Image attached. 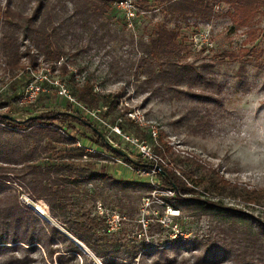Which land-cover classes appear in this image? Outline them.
I'll return each instance as SVG.
<instances>
[{"label": "rangeland", "instance_id": "374dc122", "mask_svg": "<svg viewBox=\"0 0 264 264\" xmlns=\"http://www.w3.org/2000/svg\"><path fill=\"white\" fill-rule=\"evenodd\" d=\"M6 1L0 0V5L5 6ZM48 1L54 4L61 0ZM62 1L66 7L54 8L58 13L50 17L51 25L56 26L53 42L64 52L60 62L66 63L79 83L89 79L94 83L95 91L111 94V99L117 96L118 105L107 114L88 112L71 95L68 75L59 69L60 62L52 67L32 48L30 38L23 37L14 22L0 20V37L6 33L17 36L20 60L25 66V70L12 76L0 46V113H11L17 120H24L29 113H40L70 100L72 109L82 112L87 121L96 124L106 135L107 142L121 149L131 161L152 164L139 155L137 148L131 150L124 139L127 135L147 144L154 154V147L165 143L172 154L166 158L158 156L162 160H158L159 164L168 169L182 168L190 171L193 178L202 180L196 186L186 181L193 191L173 206L167 199L176 195L163 185L157 173L154 175L159 184H152L149 176L138 174L137 170L145 172L150 166L126 162L89 139L78 144L94 155L83 156L81 161L95 162L98 172L106 171L119 179L148 184L146 188L118 190L103 186L102 180L96 178L80 184L69 194L72 203L68 208L72 213L82 209L88 217L97 218L103 227L98 234L106 238V243H116L120 257L130 259L129 264H141L142 257L147 264H246L251 255L242 250L245 243L254 241L258 245L264 241V206L242 199L246 191L264 188V4L259 6V13L251 25L237 26L228 13L229 7L224 4L214 6L216 15L212 18L191 16L183 20L177 13L169 12L163 0H116L117 13L109 7L97 19L91 17L86 27H80L71 22L78 18V11H83V6L70 0ZM37 4L38 0H11L10 5L22 15L31 16ZM45 17L43 7L36 23H41ZM176 23L179 39L190 49L187 61L205 65L203 71L214 79L210 85L194 86L191 91L194 94L154 91L146 84L148 64L137 68L142 47L153 37L156 27L166 24L171 28ZM250 30L254 31L252 36L248 33ZM28 47L36 55L35 67L26 54ZM223 52L237 56L224 57ZM30 84L40 87L38 96L45 99L41 109L20 102ZM125 108L128 109L126 113ZM121 113L124 115L120 116ZM115 118L122 128L119 124H110ZM127 118L137 123L140 130L130 126ZM117 125L121 133H117ZM77 127L91 136L90 130ZM151 128L157 132L155 139L149 135ZM214 171L227 181L221 193L206 189ZM20 185L14 176L5 181L4 191L0 193V204L4 209L0 219H7L8 224L15 222L14 204L18 202L36 214L41 223L39 226L44 220L57 227L88 258L85 260L75 253L68 264L119 263L123 260L111 256L96 257L66 227L48 215V205L43 199L33 201ZM195 198L219 207L215 211L200 207L198 201L193 200ZM160 199L179 211V216L173 218L178 233L159 222L166 216L167 207ZM127 207L134 208L132 216ZM224 208L229 210L218 212ZM217 229H225L228 233L225 244L218 243L223 256L215 262L203 260L205 248L212 240H217ZM92 241L96 242V238ZM51 242L52 248L59 250L52 257L43 244H0L13 246L0 250V260L14 255L26 257L25 264H58V254H71L63 250V241L56 235ZM133 245L136 256L129 258L125 251L134 250Z\"/></svg>", "mask_w": 264, "mask_h": 264}, {"label": "trees", "instance_id": "16d2710c", "mask_svg": "<svg viewBox=\"0 0 264 264\" xmlns=\"http://www.w3.org/2000/svg\"><path fill=\"white\" fill-rule=\"evenodd\" d=\"M70 1L74 2L75 5L80 4L83 6L84 10L78 11V18L71 22L72 25L80 27H86L91 22V17L97 19L109 7L116 13L118 11L114 6L116 0ZM163 1L167 3L166 9L169 12L177 13L183 20H187L191 16L212 18L216 15L213 11L216 4L227 5L229 7L228 13L237 26L251 25L259 13V6L264 4V0ZM10 4L11 0H7L5 6L0 5V20L7 23L14 22V26L23 32V37L30 38L33 43L32 48L37 50L44 61L51 63L52 67L55 68L56 63L62 60L64 52L60 47L55 46L53 42L55 35L53 31L56 30V26L51 25L50 17L58 13L54 8H65V3L62 0L56 1L54 4L49 3L48 0H38L31 16L22 15ZM43 7L46 17L41 23H36V18ZM49 26H51V31H48ZM248 33L252 36L254 31L250 30ZM153 34L148 43L142 47L143 53L139 58L137 68L139 70L143 64H148L146 84L152 86L154 91L168 90L169 92L180 91L194 94L191 92L194 86L212 84L211 80L214 79L203 71L205 65L198 66L194 61H187L190 49L185 41L179 39L180 33L177 23L171 28L166 24H159ZM0 46L1 53L6 60L7 70L12 76L17 75L21 70H25V66L20 60V44L16 35L3 34L0 37ZM26 54L30 58L29 62L32 67H35L36 55L32 53L31 47L27 48ZM221 55L230 58L237 56L236 53L228 52H223ZM59 65L62 73L68 75L67 83L71 95L84 108L89 111L107 114L112 107L118 105L117 96L111 99V94L104 95L95 91L94 83L90 82L89 79H84L82 83H79L75 79V74L67 69L65 62H60ZM44 102V98L37 96L35 101L30 103V106L36 110L41 109L45 106ZM101 108H105L107 111H101ZM124 110L125 113L128 111L127 108ZM119 115L123 116L124 113ZM11 116V113H0V193L4 191L3 187L9 176H14L33 201L43 199L48 205V215L60 225L66 227L96 257L111 256L112 258L123 259L119 263L105 261V264H129L130 259L120 257L121 251H119V246L116 243H106V238H102V235L98 234L103 227L97 218L88 217L82 209L72 213L68 208L72 203L69 194L74 192V188L80 186V184H86L96 178L102 180L103 186L118 190H125L130 187L146 188L148 184L137 180L119 179L107 174L106 171L98 172L95 168V162L81 161L83 156L91 157L94 155L86 152L84 147H79L78 144L89 139L97 147L117 158L124 159L126 162L138 166L150 165L131 161L126 153L119 154L114 150L111 144L107 142L106 135L97 128L96 124L87 121L82 112L72 109L70 100H66L63 104L48 107L40 113H29L24 120H17L15 117V119H11ZM116 118L110 124H119L122 128L120 123H116ZM127 120L130 126L140 130L137 123L129 118ZM77 126L90 130L92 132L91 136H87ZM154 150L156 155L162 158L170 157L172 154L165 143L154 147ZM173 161L174 159H171V162ZM158 166L160 168L158 176L163 185L170 188L176 195V197L167 199L173 206H177L179 201L188 198L184 195L193 191L192 187L186 185V181L191 182L194 186L202 182V180L193 178L190 171L182 168L168 169L162 164ZM226 184L227 181L219 177L218 173L214 171L213 175L209 177L206 189L221 193ZM242 199L249 203L264 206V188L248 190ZM193 200L198 201V206L206 207L211 211H215L219 207L217 204L199 198ZM121 206L124 207V204H121ZM14 207H16V212L12 211L14 212L15 222L8 224L7 219H0V244L21 242L30 245L39 243L44 245L49 257H52L55 252H59V250L52 248L51 238L56 235L63 241V250L71 252L68 255L58 254V264H68L67 261L75 253L88 260L57 227L44 220H41L44 225L39 226L41 223H38L40 221L31 209L18 202L14 204ZM127 208L129 215L132 216L134 208ZM2 210L4 209L1 208L0 204V213ZM228 210L224 208L218 212H227ZM42 227H45V229ZM217 230V240H212L211 245L205 248L202 255L203 260L215 262L223 256L222 251L219 250L221 245H218V243L225 244L228 233L225 229ZM218 237H221V239ZM44 238H47V241L44 242ZM94 238H96V242L92 241ZM100 242L104 245H99ZM9 247L1 245L0 250L11 249ZM133 248L132 251H125L129 258H135L136 256L135 245H133ZM242 250L251 255V259L247 260L246 264H264V241H261L258 245L254 241H248L242 247ZM252 256H255V258ZM111 257L110 260H114ZM26 262V257L14 255L3 257L0 260V264H25ZM141 264H147L144 257H142Z\"/></svg>", "mask_w": 264, "mask_h": 264}, {"label": "built area", "instance_id": "2783aa9c", "mask_svg": "<svg viewBox=\"0 0 264 264\" xmlns=\"http://www.w3.org/2000/svg\"><path fill=\"white\" fill-rule=\"evenodd\" d=\"M131 16H133V13H130ZM40 91V87L35 84H30V86L26 89L25 93L22 95L20 102L22 103H31L33 102L36 97L38 96ZM90 112L89 110H87ZM115 129L118 131L117 133H121L118 129V125L115 127ZM149 135L152 138H156L157 132L154 128H151L149 130ZM126 143L128 146L131 147V150L136 149L139 152V155L143 157V159L150 161L152 164L149 167L148 171L141 172L140 170H137L138 174H144L146 176H149V180L152 184H159L157 182L156 176L154 174H158L160 171L159 168V162L158 160L162 161L158 155L154 154L153 150L145 143L140 142L138 139H135L133 137H129L128 135L124 137ZM162 201V199H160ZM162 205H166V216H164L162 219H159V222L162 223V225L166 228L171 229L172 232L178 233L179 228L175 222H173V218H176L179 216V211L177 209H174L173 207H170L168 204L165 203V201H162ZM149 206V204H146Z\"/></svg>", "mask_w": 264, "mask_h": 264}, {"label": "water", "instance_id": "95a60500", "mask_svg": "<svg viewBox=\"0 0 264 264\" xmlns=\"http://www.w3.org/2000/svg\"><path fill=\"white\" fill-rule=\"evenodd\" d=\"M11 119H15L14 117H10ZM112 146V148L114 149V150H116L119 154H123L124 152L123 151H121L119 148H117V147H115V146H113V145H111Z\"/></svg>", "mask_w": 264, "mask_h": 264}]
</instances>
